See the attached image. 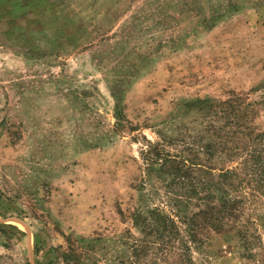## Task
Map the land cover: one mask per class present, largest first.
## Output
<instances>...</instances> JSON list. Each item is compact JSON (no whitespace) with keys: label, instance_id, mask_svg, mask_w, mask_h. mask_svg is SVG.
Returning <instances> with one entry per match:
<instances>
[{"label":"rangeland","instance_id":"1","mask_svg":"<svg viewBox=\"0 0 264 264\" xmlns=\"http://www.w3.org/2000/svg\"><path fill=\"white\" fill-rule=\"evenodd\" d=\"M259 165L264 0H0V264H264Z\"/></svg>","mask_w":264,"mask_h":264},{"label":"trees","instance_id":"2","mask_svg":"<svg viewBox=\"0 0 264 264\" xmlns=\"http://www.w3.org/2000/svg\"><path fill=\"white\" fill-rule=\"evenodd\" d=\"M261 151H263V150H261ZM255 153H256V150H253L252 154H251V157H254ZM251 160H255V159L251 158ZM255 162L257 164H260L261 161H260V159H256ZM262 166H260L259 169L257 167H255L253 169L252 166H251V172L254 174V176L257 177V179H258L257 181L258 182H263V184H264V176H260V173L264 174V168H262ZM226 171H227L226 173H223L221 175V177L223 178L222 179L223 182L217 183V186H218L217 189L220 190L221 192H224L223 188L220 187V185L223 184L224 181L226 183L227 181H234V178H236L234 173H230V172H228V170H226ZM212 186H213V184H212ZM212 186H211V188H212ZM203 188L207 189L205 187V185L203 186ZM188 190L191 193H194L196 191L192 187H190ZM209 199L210 198H208V196L205 198V200H209ZM240 203H241V200L238 199L236 196L231 198V199H227V198L222 197L221 198V211L223 212V217H227L228 216V219H229L232 215H235L236 212L238 211L236 208L240 205ZM201 214L204 215L205 221L207 222L208 220H212L213 219L212 217L215 216V209H213L211 207H207L206 210L201 212ZM211 223H214L213 220H212Z\"/></svg>","mask_w":264,"mask_h":264}]
</instances>
